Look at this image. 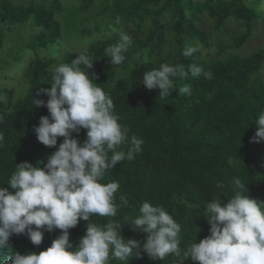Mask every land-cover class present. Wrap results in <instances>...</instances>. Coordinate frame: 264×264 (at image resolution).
<instances>
[{
	"label": "trees",
	"instance_id": "trees-1",
	"mask_svg": "<svg viewBox=\"0 0 264 264\" xmlns=\"http://www.w3.org/2000/svg\"><path fill=\"white\" fill-rule=\"evenodd\" d=\"M68 7L65 0H30L28 3L0 0V47L14 28L32 30L22 35L26 49L34 57L26 64L23 76L27 82L23 95L13 88H1L0 98V187L8 188L16 164L30 162L43 167L47 158L58 150L39 142L35 127L42 116H50L46 106H35V98L45 101L49 96L42 89L51 88L53 72L61 63H71L80 54L94 61L90 75L93 81L114 101V114L119 122L144 143L132 161L122 160L106 172L102 183L116 181L118 213L116 217L92 216L99 226L114 220L122 225L127 241L135 238L145 242L148 233L134 231L131 221L139 214L143 202L164 207L181 225V248L210 235V224L203 216L205 204L214 195L227 200L235 195L234 178L245 185L243 194L264 201V142H252L257 125L255 119L264 112V45L247 55L238 52L252 34L255 20L263 18L264 0H77ZM69 13L67 24L59 19ZM203 16L214 19V30L229 20L239 21L227 40H220L218 56L204 55L202 47L210 48L212 37L201 27ZM93 21V22H91ZM65 28L75 39L87 42L82 50H62ZM123 28L132 38L121 65H111L105 48L119 42L118 30ZM21 36V35H20ZM89 37L93 38L89 40ZM186 44L199 45L191 57L182 53ZM23 48V49H24ZM231 52L221 56L224 52ZM163 63L182 65L186 70L196 63L213 73V79L189 74L179 87L188 84L190 96L173 91L167 99L159 97V89L142 85L143 74ZM81 68H84L81 65ZM81 145L87 129L73 132ZM128 145L121 146L125 152ZM111 155V153H109ZM223 182L222 189L217 183ZM127 200L122 205L120 197ZM87 221L81 219L69 229L70 241L77 246L86 234ZM40 245H34L25 234H13L7 245L0 244V264L10 259L11 252L39 253L51 246L62 230L43 229ZM110 264H124L111 260ZM127 264H179L169 255L152 260L146 253L129 258ZM181 264H199L190 258Z\"/></svg>",
	"mask_w": 264,
	"mask_h": 264
},
{
	"label": "clouds",
	"instance_id": "clouds-1",
	"mask_svg": "<svg viewBox=\"0 0 264 264\" xmlns=\"http://www.w3.org/2000/svg\"><path fill=\"white\" fill-rule=\"evenodd\" d=\"M118 35L119 42L104 52L111 65H121L133 43L123 28ZM197 51L199 45L186 44L182 54L191 57ZM93 65L94 61L82 53L70 64L55 67L51 88L41 90L49 96L46 105L42 99L34 100L35 106H46L50 113L40 118L35 132L47 147L56 146L59 137L64 140L43 167L42 162L35 166L27 161L16 164L7 182L12 191L0 187V244L7 245L13 234H25L38 246L43 241V229H60L62 234L39 253L11 252L3 264H110L113 259L127 264L129 258L142 253L152 260L173 255L179 264L189 258L199 264H264V201L252 198L249 190L243 194L245 185L239 178L232 181L234 196L225 201L222 195H214L205 204L203 216L210 224V235L186 250L181 248V225L164 207L148 201L142 203L137 216L126 219L134 231L148 233L145 242L135 238L125 241L122 225L114 220L103 226L91 222L92 216H117L119 184L102 180L118 162L132 161L144 143L135 135L129 138L128 128L114 114L113 99L93 83L96 74L88 71ZM189 74L213 79L210 70L196 63L187 70L182 65L163 63L143 74L142 85L159 89L161 99L172 96L176 89L179 95L190 96L188 84H175ZM254 121L257 128L252 142H264V112ZM82 128L87 129V138L81 145L72 133ZM123 145H128L126 152L121 150ZM216 186L224 187L223 182ZM120 200L126 207L127 200L123 196ZM81 219L88 222L86 234L73 246L69 229Z\"/></svg>",
	"mask_w": 264,
	"mask_h": 264
},
{
	"label": "rangeland",
	"instance_id": "rangeland-1",
	"mask_svg": "<svg viewBox=\"0 0 264 264\" xmlns=\"http://www.w3.org/2000/svg\"><path fill=\"white\" fill-rule=\"evenodd\" d=\"M14 1L28 3L30 0ZM101 1L104 0H98V3ZM65 4L68 7H72L78 5L79 3L77 0H65ZM262 7L263 18L255 20V28L252 34L248 37L245 44L237 50L243 55H247L264 45V5ZM67 17L69 19L71 18L68 11L59 17L63 25L67 24ZM214 21L215 20L212 18L203 16V20L200 23L201 27L204 28L212 37L210 48H204L201 46L204 55L210 58L218 56V48L216 44L220 40H227L232 34V31L240 27L239 21L232 19L226 22L220 30H214ZM31 31L32 30L29 26L24 29L14 28L8 31L7 39L4 40L3 46L0 47V89L4 87L13 88L17 96L23 95L25 88L28 87V84L23 76V71L26 64L34 57V52L24 48V40H22L21 37L22 35L26 36V34ZM64 34L66 41L62 47L63 51L68 49L82 50L86 47L87 42L83 43L80 40L75 39L74 32H71V30L65 28ZM92 39L93 38L89 37V40ZM230 52V50H227L221 56H225ZM262 75L264 76V67L262 69ZM5 97L6 95L0 92V98Z\"/></svg>",
	"mask_w": 264,
	"mask_h": 264
}]
</instances>
